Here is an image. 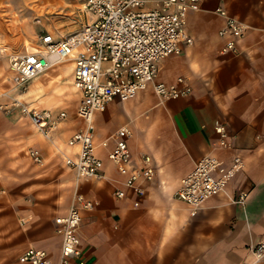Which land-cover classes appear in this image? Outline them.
<instances>
[{
  "label": "crops",
  "instance_id": "1",
  "mask_svg": "<svg viewBox=\"0 0 264 264\" xmlns=\"http://www.w3.org/2000/svg\"><path fill=\"white\" fill-rule=\"evenodd\" d=\"M218 6L247 25L237 53L229 56L220 53L223 19L213 12ZM197 7L188 13L185 28L193 43L163 57L156 72V80L167 84L183 77L190 94L160 101L148 85L93 115L95 153L105 175L99 180H76L62 159V153L78 150L66 140L83 127L75 113L80 93L71 84L73 63L51 67L21 92L0 53V104L9 102L1 95L9 91L32 107L67 113L51 143L18 109H0V264H27L19 255L28 246L46 249L57 264L60 235L54 217L67 211L75 192L94 201L93 209L81 211L77 231L87 264L252 263L249 245L264 239V0H198ZM34 35L0 14L2 44L14 46ZM215 122L226 127L229 147L215 146ZM123 125L132 133L131 167L141 164L142 154L151 157L154 176L143 196L122 186L125 175L107 157L111 136ZM31 147L42 151L45 165L28 157ZM207 154L224 168L239 157L241 169L225 191L191 212L175 192L194 162ZM115 186L124 189V198L113 196ZM241 192L247 193L242 205L234 202Z\"/></svg>",
  "mask_w": 264,
  "mask_h": 264
},
{
  "label": "built area",
  "instance_id": "2",
  "mask_svg": "<svg viewBox=\"0 0 264 264\" xmlns=\"http://www.w3.org/2000/svg\"><path fill=\"white\" fill-rule=\"evenodd\" d=\"M154 5L147 7V3ZM198 0H85L83 10L85 20L79 27L65 35L44 31L37 35V48L13 50L5 54L13 81L19 91L38 75L56 64L71 60L73 63L72 84L79 91L76 116L83 127L73 132L66 140L70 147L76 146L74 154L62 153L63 163L74 172L75 179L90 177L105 178L101 160L95 153L93 142V115L105 109L114 99L126 101L150 85L160 101L185 97L191 89L183 77L172 83L156 80L157 63L182 50L183 45L193 43L186 31L187 15L197 9ZM223 19L218 36L224 41L220 47L222 55L237 53V40L247 25L231 16L227 9L218 6L213 11ZM9 102L0 104V109L9 112L18 109L25 114L34 128L49 142L52 133L67 119L61 110L53 113L50 108L32 107L17 95L1 93ZM217 135L215 146L227 148L231 142L226 127L215 122ZM131 130L123 125L111 136L113 147L107 157L116 171L125 175L122 186L135 195L143 196L145 183L152 180L154 168L151 157L142 154L141 164L131 167L128 140ZM106 146V140L102 142ZM33 163L42 165L44 156L39 148L27 151ZM241 169V159L234 157L228 167H221L214 155H205L194 162L192 170L184 175L175 197L184 201L195 212L212 195L225 191L227 182ZM218 173L216 175L215 173ZM117 199L125 196L120 186L112 192ZM246 192L239 193L234 200L242 205ZM67 211L54 217L55 231L60 235L57 264H87L77 234L81 211L94 208V201L80 192H75ZM134 206L138 202H133ZM252 263H264V239L249 245ZM20 262L27 264H52L49 253L44 248L26 247L19 255Z\"/></svg>",
  "mask_w": 264,
  "mask_h": 264
},
{
  "label": "rangeland",
  "instance_id": "3",
  "mask_svg": "<svg viewBox=\"0 0 264 264\" xmlns=\"http://www.w3.org/2000/svg\"><path fill=\"white\" fill-rule=\"evenodd\" d=\"M84 1L85 0H0V14L3 17L11 18L17 23L25 24L28 33L35 34L34 38L33 36L22 37L14 46L2 44L1 42L0 46L5 45L17 50H23V45L16 47L17 44L21 43L24 44L25 48L31 50L37 46L36 36L44 30H53L58 35H68V33L76 30L86 18L82 6ZM150 5H154V3L146 4L147 7H150ZM14 49H10V51ZM6 52L9 51L7 50ZM72 109L73 107L70 106L67 110L72 114ZM42 165H45V161Z\"/></svg>",
  "mask_w": 264,
  "mask_h": 264
},
{
  "label": "bare ground",
  "instance_id": "4",
  "mask_svg": "<svg viewBox=\"0 0 264 264\" xmlns=\"http://www.w3.org/2000/svg\"><path fill=\"white\" fill-rule=\"evenodd\" d=\"M82 6H84V5H82ZM81 7V6H80ZM23 45V47L25 48V46H24V44H22ZM37 48V46L35 47V48H33V49H36ZM10 49H14L13 47L11 48V47H8V46H0V53L1 54H3V55H5V54H7L8 52H6L7 50L8 51H10ZM32 49V50H33ZM14 50H17V49H14ZM72 84V83H71ZM73 85L74 84H72V87H73ZM14 86H16L15 84H14ZM74 88V87H73ZM16 89L18 90V88H17V86H16Z\"/></svg>",
  "mask_w": 264,
  "mask_h": 264
}]
</instances>
